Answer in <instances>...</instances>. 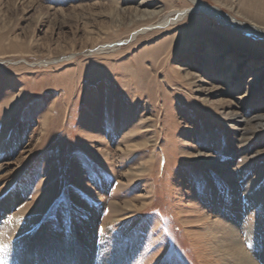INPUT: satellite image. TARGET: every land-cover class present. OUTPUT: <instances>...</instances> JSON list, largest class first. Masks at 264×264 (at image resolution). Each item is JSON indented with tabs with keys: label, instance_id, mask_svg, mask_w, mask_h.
I'll use <instances>...</instances> for the list:
<instances>
[{
	"label": "rangeland",
	"instance_id": "rangeland-1",
	"mask_svg": "<svg viewBox=\"0 0 264 264\" xmlns=\"http://www.w3.org/2000/svg\"><path fill=\"white\" fill-rule=\"evenodd\" d=\"M157 1L137 23L130 0H0V264H229L213 223L236 203L241 231L264 221L244 184L264 209V134L222 117L247 93L264 114V40L201 13L160 25L192 6ZM202 1L264 29V0Z\"/></svg>",
	"mask_w": 264,
	"mask_h": 264
},
{
	"label": "bare ground",
	"instance_id": "bare-ground-1",
	"mask_svg": "<svg viewBox=\"0 0 264 264\" xmlns=\"http://www.w3.org/2000/svg\"><path fill=\"white\" fill-rule=\"evenodd\" d=\"M118 4V0H115ZM190 5L192 7L186 8L184 10H178L176 14L169 20H165L164 23H161L160 25L166 24L168 21L172 22H178V20L185 18L186 16H189L190 14L194 13H201L205 16L213 17L215 20L219 21L221 24L246 35L253 36L255 39L262 38L264 40V29L261 28L259 25L245 23L240 20H238L236 17L228 15L227 13L223 12L221 9L217 7H210L207 6L202 0H188ZM165 7L164 4H161L157 0H130L129 6L125 8V13L127 14V19L135 20V22H149L152 23L153 21L157 20L159 15L164 11ZM125 16V14H124ZM175 17V18H174ZM126 19V18H125ZM152 24L151 26H153ZM144 31V30H142ZM139 31H135L132 34V39L136 38ZM128 42V40H127ZM126 43V42H125ZM215 42H209L208 49L212 51L213 47H216ZM205 46V45H204ZM103 50V49H102ZM226 48L223 51V53H226ZM221 53V54H223ZM216 55V54H215ZM226 54H223V58H225ZM227 56V55H226ZM221 58V57H220ZM219 58V59H220ZM249 60L244 59L243 62H236L235 63V69L232 73V77L229 79H226V83L230 85H235L236 81V70L239 67H243L246 64H248ZM220 66V65H219ZM262 73L256 74V75H250L249 81L253 85H259L260 81H262ZM189 75H187L188 77ZM264 76V75H263ZM220 75H216L215 78L220 79V81L224 82V78H220ZM202 82V80H201ZM242 82V81H241ZM191 85L193 84L195 86L196 82H191ZM252 86V85H251ZM198 92H203L202 86H196L195 87ZM239 87L236 88L235 91H238ZM234 91V92H235ZM248 90L245 92L247 93ZM250 95L251 93H247L244 95L238 96V101L234 104L226 105L224 108H222V117L229 122V124L235 128L238 131L237 138L239 141H246L249 136L254 137L255 135H261L264 134V114H251L252 116L247 117L245 112L248 110V103L250 101ZM251 106V105H250ZM235 108V110H233ZM249 111V110H248ZM228 155L235 156L236 152L232 150L231 152H227ZM208 158L209 160H214L209 154ZM260 155L258 152L257 154L253 155V157H256ZM211 157V158H210ZM249 159L247 156L244 157L243 163L247 162ZM230 162V161H229ZM240 168V167H239ZM236 168H233V170ZM249 168L245 167L243 168V172L249 173ZM233 170L230 169L227 170L231 173H233ZM235 179V186L233 188V191L235 194L236 192L240 191L239 184L237 181H240L241 179H237V177H233ZM237 179V180H236ZM245 186H247L246 191L249 196L250 204L248 207H246V217L250 216L252 217L255 213H257L258 216L264 217V209L261 207V201L257 198V189L254 181L252 179H248L247 182H244ZM245 191V192H246ZM236 198V195L234 196ZM234 198V199H235ZM9 199H6L5 201L1 202V207L5 210V206L7 205V201ZM16 201L15 198H11L9 202L14 204ZM259 206V207H258ZM8 208V207H7ZM259 208V209H258ZM234 209L231 213V215H234L233 218L230 220L228 219V224L223 225L221 220L219 219L217 222H214V226H219L223 230L222 232L225 235L228 247H227V256L229 260V264H260V261H264V231H262V228L264 227V221H260L257 224H254L256 221H254L250 218L247 220V223L245 224V230L246 231L245 237H247V240L252 244V254L246 250L244 247V244L242 243V237L243 232L240 229V222H239V212H242L244 210V207L242 208L238 203L235 204ZM243 213V212H242ZM244 213V214H245ZM132 218V217H129ZM263 225V226H262ZM20 232L18 225L16 228L10 229L6 228V233L12 234V236L17 235ZM258 258V259H257Z\"/></svg>",
	"mask_w": 264,
	"mask_h": 264
}]
</instances>
